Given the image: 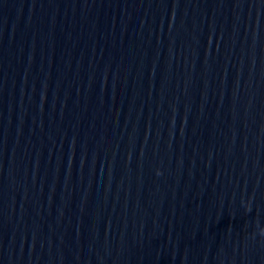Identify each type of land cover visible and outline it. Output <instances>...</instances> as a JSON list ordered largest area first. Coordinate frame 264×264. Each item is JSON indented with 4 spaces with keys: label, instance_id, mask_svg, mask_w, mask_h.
<instances>
[{
    "label": "water",
    "instance_id": "95a60500",
    "mask_svg": "<svg viewBox=\"0 0 264 264\" xmlns=\"http://www.w3.org/2000/svg\"><path fill=\"white\" fill-rule=\"evenodd\" d=\"M0 264H264V0H0Z\"/></svg>",
    "mask_w": 264,
    "mask_h": 264
}]
</instances>
